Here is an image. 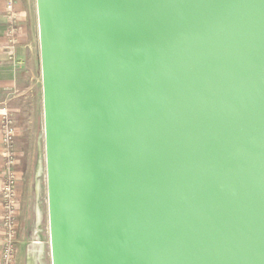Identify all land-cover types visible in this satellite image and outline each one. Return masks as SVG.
<instances>
[{
    "label": "water",
    "instance_id": "1",
    "mask_svg": "<svg viewBox=\"0 0 264 264\" xmlns=\"http://www.w3.org/2000/svg\"><path fill=\"white\" fill-rule=\"evenodd\" d=\"M52 264H264V0H36Z\"/></svg>",
    "mask_w": 264,
    "mask_h": 264
},
{
    "label": "crops",
    "instance_id": "2",
    "mask_svg": "<svg viewBox=\"0 0 264 264\" xmlns=\"http://www.w3.org/2000/svg\"><path fill=\"white\" fill-rule=\"evenodd\" d=\"M22 0H15L16 10L19 13V44L14 49V57L11 59L9 53V41L7 37V21H6V0H0V122L3 108H7L10 112H14V119L17 126L18 136L17 151L19 161L26 165L30 158L32 150V137L29 135V128H25L24 121L21 117L20 110L16 101L21 100L25 94L21 92V84L23 81L22 73L27 66L35 65L36 52L33 45V37L30 28V13L21 4ZM23 6V7H22ZM40 54V52H39ZM36 87V85H34ZM1 152V142H0ZM25 169V167H23ZM2 161L0 156V184L3 179ZM25 172V171H24ZM29 179L27 175L21 174L20 178V196L22 204L20 208V232L18 245V258L23 259L25 264H44L43 256L45 253V245L42 242L40 230L36 226V216H33L31 197L29 194ZM27 188H25V185ZM2 204L0 197V253L2 249ZM35 217V218H34Z\"/></svg>",
    "mask_w": 264,
    "mask_h": 264
},
{
    "label": "rangeland",
    "instance_id": "3",
    "mask_svg": "<svg viewBox=\"0 0 264 264\" xmlns=\"http://www.w3.org/2000/svg\"><path fill=\"white\" fill-rule=\"evenodd\" d=\"M21 4H23L24 8L30 13V28L36 52V61L35 65L27 66L22 73L21 80L23 83L20 88L21 92H23L22 94L25 95L21 100L16 101L25 128H29V135L32 137L30 158L24 166L21 164V161H19L16 169L21 174L23 173L24 175H27V179H29V194L31 197L33 216L37 217L35 227L40 230L38 233L41 234V240L45 245L43 263L52 264L48 218L44 110L37 6L36 0H22ZM34 85H36V87H34ZM11 113L14 116V112ZM23 167H25V169ZM28 184L25 185V188H27ZM17 264H25L22 257L21 259L18 258Z\"/></svg>",
    "mask_w": 264,
    "mask_h": 264
},
{
    "label": "built area",
    "instance_id": "4",
    "mask_svg": "<svg viewBox=\"0 0 264 264\" xmlns=\"http://www.w3.org/2000/svg\"><path fill=\"white\" fill-rule=\"evenodd\" d=\"M6 21L8 26L7 37L9 53L14 57V49L19 44V13L16 10L15 0H6ZM0 122L1 161L3 179L0 184L2 204V249L0 264H17L20 232V196L21 173L16 166L19 162L17 151L18 131L13 114L6 107L2 110Z\"/></svg>",
    "mask_w": 264,
    "mask_h": 264
}]
</instances>
